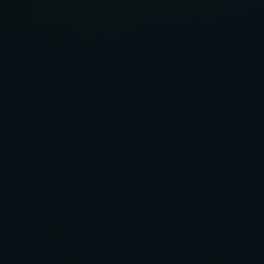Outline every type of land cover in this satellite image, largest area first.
Here are the masks:
<instances>
[{
  "label": "water",
  "instance_id": "1",
  "mask_svg": "<svg viewBox=\"0 0 264 264\" xmlns=\"http://www.w3.org/2000/svg\"><path fill=\"white\" fill-rule=\"evenodd\" d=\"M0 264H264V0H0Z\"/></svg>",
  "mask_w": 264,
  "mask_h": 264
}]
</instances>
